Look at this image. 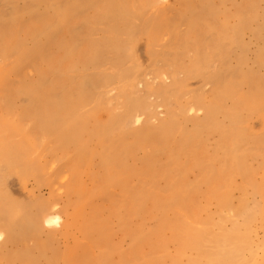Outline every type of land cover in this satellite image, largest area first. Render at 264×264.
<instances>
[{
    "label": "rangeland",
    "instance_id": "1",
    "mask_svg": "<svg viewBox=\"0 0 264 264\" xmlns=\"http://www.w3.org/2000/svg\"><path fill=\"white\" fill-rule=\"evenodd\" d=\"M125 2L139 11L147 5L143 13L144 23L136 21L135 25L139 31H142L141 24L146 25L155 39L153 41L150 35L138 33V43L133 50L126 48L124 62L115 67L111 65L116 54L110 49L106 67L99 69L95 66L82 67L79 53L90 40L102 38L105 25L97 26L89 21L101 15L100 9L108 5V0H0V36L4 31L15 28V35L4 36L5 39L0 40V75H5L6 85V90L2 89L0 93V106L7 109L3 98L12 93L16 95L10 113L1 110L0 118L7 125L30 133L29 138L35 139L41 146L32 158H36L44 169L39 176L26 180L11 176L7 181V195L13 198L18 208L28 207V212L33 214L42 203L56 204L61 216L59 225L45 227L37 240L30 239L26 244L13 245L0 229V264H100L104 260L109 264H158L159 260L162 264L175 261L188 264L196 255L182 252L179 244L173 241L171 230L164 231L161 237L150 235L159 221L173 222L177 219L188 228L209 229L214 234H231L236 229L244 241L243 256L250 259L254 254V264H264V217L260 213L264 208L263 195L246 185L242 177H236L235 188L229 193L232 197L230 205L221 204L216 197L205 199L212 189L200 181V169L190 167L187 181L200 188L198 216L169 203L159 208L157 201L163 198L167 187L164 178L171 172V169L163 168L173 165L174 157L169 151L181 143L182 133H171L168 136L170 147L162 149L158 136L141 138L147 130L160 131L174 120L173 128L176 129L178 124L180 128L191 130L193 124L189 121L205 119L206 111L199 101H210L215 92L221 90L212 84L211 79L222 65L214 64L199 78L189 77L185 72L175 73L174 67L181 58L182 66H188L195 58L189 48L195 45L199 29L210 32L203 38L208 44L217 27L227 25L236 28L239 16L243 14L240 11L246 7L247 0H123L122 4ZM245 12L244 16L249 17L248 10L245 9ZM256 12L258 19L248 22L240 34L239 44L227 56L228 83L235 81L239 95L248 91L243 80L245 72L255 71L264 77V61L259 63V57L264 58V0L256 4ZM150 31L146 29V32ZM71 34L75 36L72 43ZM17 39L18 44H13ZM25 53L29 54L28 59L22 60L21 56ZM71 63L78 64V67L65 74L69 81L66 85L69 86L60 87L62 73ZM136 67L139 68L137 72ZM95 73H105L113 77V81L97 85L92 80L97 77ZM131 73H135L134 78L130 77ZM175 79L180 81V88L166 99L160 94V89L172 87ZM39 82L43 91L54 89L51 98L59 101V110L68 108L65 99L70 95L69 88L77 93L78 85L85 82L79 90L85 93L83 103L67 120L52 122L55 135L51 137L41 132L38 121L47 109L43 91L35 92L34 97L28 95L30 88ZM133 98L144 99L146 105L126 120L129 114L127 105ZM231 105L232 101H229L227 106ZM179 109H183L182 112ZM137 117L141 118V122H136ZM114 119L122 121V125L110 129ZM76 124L83 130L79 140L72 138L74 131L70 129ZM249 127L253 128L252 132H261V119L254 117ZM105 134H109L111 142L117 146L114 155L119 158L121 169L115 175H110L103 165V157L109 155L106 154L108 144L101 142ZM58 135L65 138V143L60 142ZM20 138L14 135L15 141H20ZM210 139L209 145L214 146L218 135ZM139 141L147 144L141 147ZM30 144L32 146V142ZM124 148H129L132 155L128 156ZM205 159L204 154L196 157L197 161ZM76 161H81L77 169L74 167ZM146 164L157 170L154 176L157 186L148 184L146 180L150 188L146 189L148 195L142 199L144 208L140 213L135 206L129 205L124 191L137 194L146 187L143 178L133 177L127 189L115 187L107 195L97 196V192L104 191L111 176L122 178L123 169L132 174H143ZM2 170L5 172L4 165ZM254 180L256 184H263V173H256ZM77 183L92 194L87 199L94 203L85 207L84 214L97 220V233L101 226L106 241L100 240L96 232H92L91 236L85 235L74 220L78 198L71 194L70 189ZM243 199L246 210L240 215L237 210L242 207ZM116 210L121 211L120 217L115 214ZM127 214L132 215L128 222L129 230L142 229L147 233L149 242L140 241L121 230L122 219ZM22 216L19 215V221ZM39 243H44L46 248H41ZM152 243L157 245V251H152ZM75 244L81 247L79 260L59 259L70 254Z\"/></svg>",
    "mask_w": 264,
    "mask_h": 264
},
{
    "label": "bare ground",
    "instance_id": "2",
    "mask_svg": "<svg viewBox=\"0 0 264 264\" xmlns=\"http://www.w3.org/2000/svg\"><path fill=\"white\" fill-rule=\"evenodd\" d=\"M122 1L123 0H108V5L100 9L101 15L89 21V23H95L97 26L105 25V27H103L104 29L102 30V38L97 41L90 40L87 46L79 53L82 67L95 66L99 69H104L106 67L104 65H106V61H108L107 52L109 53L110 49L116 54V57L111 60V65L115 67L124 62L126 59V48L129 47L133 50L138 43V33L148 34L150 35V37H148L152 38L151 40L154 41L155 37L152 36L153 34L151 35V31L146 25L141 24L142 31H139L135 25L136 21L144 23L143 13L147 5L143 6L139 11L126 2L123 5ZM259 1L260 0H247L246 7L240 11L243 14L239 16V25L236 28H229L227 25L217 27L215 29L216 31H213V37L208 44L205 43L203 38L210 32L199 29L197 31L195 45L189 48L194 52L195 58L191 60L188 66H182L180 64L183 60V58H181L179 64L174 67L175 73L179 74L185 72L189 77L199 78L202 77L206 69L214 64L219 63L222 65L221 69H219L215 73L213 79H211L212 84H214L217 89L221 90L215 92L213 99L210 101H199L201 107L206 111L205 119L202 121H189L193 124L191 130H187L186 127L180 128L178 124L176 125V129L173 128L174 120L164 125L163 129L160 131L149 129L146 133L141 134V138L143 139L158 136L162 141L160 145L162 149L163 147H170L171 142L168 136L171 133H182L181 143L172 147L169 151L170 156L174 157L173 165L170 168H163L171 169V172L164 178L167 187L163 194V198L157 201V206L159 208H163L166 203H169L180 209H187L195 216H198V200H200L198 192L200 193V188L196 184L187 181V174L190 167L200 169V181L206 183L212 189L211 196L207 195L204 197L205 199L210 200L216 197L221 204L230 205L232 197L229 193L235 188L234 184L236 177H242L246 185L248 184L256 193L262 194L264 197V182L259 185L256 184L254 180V175L256 173H263L264 175V77L259 76L255 71L245 72L243 80L244 86L248 87V91L243 95H239V90L235 86V81L230 80V83H228L227 76L229 74L226 72L227 56L230 55L234 46L239 44L241 32L245 30L248 22L258 19V14L257 12L255 13V7ZM33 9L34 8L30 9L32 13L34 12ZM245 9L248 10L249 17L244 16V13H246ZM45 19L48 20L46 17ZM146 29L150 32H146ZM3 33L4 34L0 36V40L5 39L4 36L15 35V28L4 31ZM75 34H77V32H75ZM72 35L73 37H70V43H72V39L75 38L74 34H71V36ZM16 43L18 44V39L15 40L13 44ZM28 55L27 53L23 54L21 59H28ZM263 61V56H260L259 63ZM77 67L78 64L74 65L71 63V66L63 71L62 75L64 79L62 78L60 87L65 86L67 82H69L67 78H65L66 72L74 71ZM138 69V67L135 68L136 72ZM95 74H93V76ZM96 75L97 77H92V80H94L97 85L100 83L107 84L113 81L111 79L113 77H108L105 73ZM72 76L73 75H70V77ZM134 76L135 73H131L130 77L134 78ZM4 82L5 75H0V93L2 89L6 90ZM73 83L70 82V84ZM179 84L180 81L175 79L174 85L172 87H162L160 89V94L168 99L173 92H176L180 88ZM33 86L34 87L30 88L31 92L28 95L34 97L35 92H39L40 90L43 91L40 82ZM78 86L77 93H75L72 87L69 88L70 95L65 99V104L68 108L65 110H59V101L51 98L54 89L43 91L44 94L42 97L45 95L47 109L45 114L40 115L38 119L42 133H45L48 137L55 135L52 122L56 123L60 120H67L76 109L81 106L85 93L82 91L79 92V90L80 86L81 88L85 86V82H81ZM15 96L16 95L12 93L5 98L2 97L5 101L4 106H7V109L0 106V111L2 110L4 113H10ZM229 101H232L230 107L227 106ZM145 105L146 101L144 99H130L127 105L129 114L126 116V120L130 119L131 114H135L139 108H145ZM179 110L182 112L183 109ZM221 116L223 117L222 120H220ZM254 117H259L262 121L261 132H252L251 130H253V128L249 127ZM136 122H141V118L137 117ZM120 125H122V121L114 119L111 121L110 129H114ZM78 126L79 125L76 124L70 127V129L74 131L72 138L75 139L77 137V140H79V136L83 132ZM29 134L30 133L23 128L7 125L6 122L0 118V229L2 232L6 233L8 239L11 241L10 243L13 245L26 244L30 239L37 240L39 234L45 227L50 228L59 225L61 221V216L58 213V205L56 204L42 203L38 207L36 213L33 214L28 212V207L18 208L12 200L13 198L10 199L7 195V181L11 176L16 175L26 180L31 176H39L40 173L44 172L39 162L35 160L36 158H32L33 153L36 152L37 149L39 150L41 146L34 141L35 139L32 140L29 138ZM14 135H19L21 140L15 141ZM215 135H218V141L214 146H210V138L215 137ZM59 139L62 144L65 143V138L63 139L59 136ZM101 139L103 145H105V143L108 144L106 154H109L103 157V165L109 171V174L113 175L121 169L119 158L114 155L117 151V146L111 142L109 134H105ZM30 142H32V146ZM146 144L143 141H139L138 143L141 147ZM210 149L212 152H210ZM124 150L127 152L128 156L132 155V151H130L129 148H124ZM199 154H204L206 159L204 161H197L196 157ZM76 162L77 163L74 165L75 169L78 168L81 161ZM2 165L5 167V172L2 170ZM115 165H117L118 169ZM154 168L155 167L150 168V166L146 164V172L143 174H132L131 171L123 169V174L120 175L122 178L111 176L112 178L110 177V180H108L104 186V191L97 192V196H105L109 193V190L115 187L127 189L133 177L143 178L145 179L144 183H146L147 180L148 184L154 186L156 185L154 176L157 174V170ZM147 183L146 187L137 194H131L130 190L128 192L124 191V194L127 195L129 199V205L135 206L137 213H140L144 208V201H142V199L144 200L148 195L146 189L150 188ZM70 192L72 195H77L78 198L74 210V220L79 223V229L87 236H91L94 232L97 233V220L93 217L87 218L84 214L85 207L92 206L94 203V201L92 202L87 199V196L91 197L92 194L86 191L80 183L72 187ZM241 203L242 207L237 210L240 215L244 214L246 210L244 206V203H246L245 199H243ZM260 213L264 217V208ZM22 214L24 215L22 216ZM115 214L120 217L121 211L116 210ZM19 215L22 216L21 221H19ZM131 218L132 215L127 214L122 219L121 230H124L127 235L133 236L140 241L145 240L149 242L147 233L142 229L129 230L128 222H130ZM166 230L172 231L173 241L179 244L182 252L195 253L196 256L191 258L188 264H254V254H251L250 259H246L243 256L244 241L239 231H236V229L231 234L224 232L214 234L209 229L203 231L188 228L180 219L173 222L161 220L157 228L152 231L150 235L161 237ZM97 237L102 241H106V239H104V233L101 231V226L98 227ZM1 238L2 233H0V239ZM107 245L110 244L107 243ZM39 246L41 248H46L44 243H39ZM79 246V244H75L69 251L70 254L67 256L63 255L59 259L66 260V258H68L74 261V258H77L79 260V250L81 248H79ZM151 247L152 251H157L156 244L152 243ZM11 256L14 257V255ZM100 264H109V262L104 260V262ZM158 264H162L160 260ZM172 264H178V261Z\"/></svg>",
    "mask_w": 264,
    "mask_h": 264
}]
</instances>
